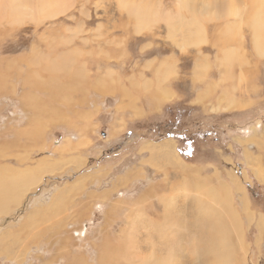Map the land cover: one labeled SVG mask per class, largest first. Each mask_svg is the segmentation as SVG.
Masks as SVG:
<instances>
[{
  "label": "rangeland",
  "instance_id": "1",
  "mask_svg": "<svg viewBox=\"0 0 264 264\" xmlns=\"http://www.w3.org/2000/svg\"><path fill=\"white\" fill-rule=\"evenodd\" d=\"M183 1L0 0L3 69L4 59L33 47L90 50L91 69L99 49L123 47L128 76L149 58L174 53L182 77L172 84L183 95L134 118L115 110L120 94L109 93L97 113L95 105L72 112L65 104V120L45 110L33 129L17 96L0 95V264H264V200L257 205L250 194L264 187V0ZM207 81L263 99L204 112L190 87ZM168 105L171 118L182 111V122L198 126L226 129L223 114L236 118L187 162L176 139L170 153L161 141L170 137L145 129ZM117 119L126 122L120 131ZM218 245L220 263L211 258Z\"/></svg>",
  "mask_w": 264,
  "mask_h": 264
},
{
  "label": "crops",
  "instance_id": "2",
  "mask_svg": "<svg viewBox=\"0 0 264 264\" xmlns=\"http://www.w3.org/2000/svg\"><path fill=\"white\" fill-rule=\"evenodd\" d=\"M77 51L82 55H76L69 50L43 51L38 47L35 50L33 47L29 52L4 59L6 69L1 67L3 63L1 61L0 95L7 92L10 96H17L25 108L26 127L33 129L35 127L33 122L41 114H45V110L47 113H56L58 118L59 112H64L60 107L65 104L73 105L72 112L77 111V105L90 104L99 107L101 100L109 93L119 92L120 108L114 109L122 115L129 112L135 116L134 118L158 114L165 103L183 96L182 92L172 84L174 80H181L182 77L180 58L174 53L155 55L146 60L144 65L136 67L137 71L132 72V76H128L121 68L125 64L128 68L123 47L115 52L99 49L101 59H98L95 69H91L88 65V61L94 57L92 52L82 49ZM77 59H80L83 64L78 63ZM11 70H15L16 73L10 77ZM93 70L97 72L95 75H92ZM194 73L195 71L192 70L191 74L194 75ZM124 76L128 81L124 79ZM18 82L23 86L22 90L17 89ZM72 90L77 93V96L71 95ZM237 93V88L221 86L215 81H207L203 85L195 83L190 87L191 102L200 106L204 112L216 108V103L225 107L221 111H232L250 107L263 99L258 96L240 98ZM124 101L130 102L131 108H121ZM37 107L39 108L35 109ZM99 110L100 107L95 112ZM65 118L60 116L59 121ZM115 122H118L119 131L126 123L122 119H117ZM38 126L42 131L45 130L43 124L40 123ZM78 135L84 137L81 131H78ZM169 140L173 139L167 138L161 141L171 153L172 142ZM173 144L175 152V142ZM154 147L161 148L157 142L154 143Z\"/></svg>",
  "mask_w": 264,
  "mask_h": 264
},
{
  "label": "trees",
  "instance_id": "3",
  "mask_svg": "<svg viewBox=\"0 0 264 264\" xmlns=\"http://www.w3.org/2000/svg\"><path fill=\"white\" fill-rule=\"evenodd\" d=\"M174 109L175 107L172 105L166 106L163 115L159 117L154 116L152 120L145 125V129L155 133V135H152L157 139L166 137L176 139L178 142L177 150L187 162L196 159L199 147L207 143L209 139L219 141L220 133L222 137L226 133V129H231V118H236L235 114H223L227 115L226 129L212 126H198L197 123H192L191 119H185V121L182 122V111L175 119L171 118L170 113H172ZM174 115L176 114H173V116ZM240 120L242 121L243 119ZM250 194L253 202L258 205L259 200H264V187L256 186L254 189L250 190Z\"/></svg>",
  "mask_w": 264,
  "mask_h": 264
},
{
  "label": "bare ground",
  "instance_id": "4",
  "mask_svg": "<svg viewBox=\"0 0 264 264\" xmlns=\"http://www.w3.org/2000/svg\"><path fill=\"white\" fill-rule=\"evenodd\" d=\"M181 4H183V0H178ZM142 2V1H141ZM135 4H136V7H134V8H132V10L134 11L135 9H140V6L141 5H138L139 4V2L138 1H135ZM148 4V3H147ZM25 7V6H24ZM148 8H146V6L145 5H143L142 7H141V10L143 11L144 10V12L147 10ZM231 9V8H230ZM237 9V8H236ZM135 12V11H134ZM151 12V11H150ZM139 13V12H138ZM147 13V12H146ZM144 14V13H143ZM155 14V13H154ZM157 14V13H156ZM140 16V15H139ZM147 16H149V15H147ZM146 17V16H145ZM137 18V17H136ZM147 18V17H146ZM138 19V18H137ZM148 19V18H147ZM146 19V20H147ZM17 20V19H16ZM141 20H143V19H141ZM259 32V31H258ZM224 50V49H223ZM230 51V50H229ZM228 51V52H229ZM226 52V51H225ZM230 53V52H229ZM225 54V53H224ZM227 54V53H226ZM226 54H225V56H226ZM229 55V54H228ZM227 55V56H228ZM224 58V57H223ZM230 58H231V56H230ZM226 59V58H225ZM35 62V61H34ZM225 62H227V64H228V61H227V59H226V61ZM229 62H230V59H229ZM222 63H223V61H222ZM10 64V63H9ZM219 64V63H218ZM226 64V65H227ZM68 66V65H67ZM12 67V66H11ZM71 68V67H70ZM61 70H62V68H61ZM37 74V73H36ZM35 74V75H36ZM73 76V75H72ZM37 78V77H36ZM50 79V78H49ZM60 79V78H59ZM55 80V79H54ZM50 81V80H49ZM52 81V80H51ZM46 82V81H45ZM50 84V83H49ZM47 85V84H46ZM51 85V84H50ZM49 89H51V88H49ZM56 92V91H55ZM48 96V95H47ZM56 98V97H55ZM226 98V97H225ZM230 98V97H229ZM229 98H227V99H229ZM233 98V97H232ZM231 98V99H232ZM60 101V100H59ZM61 102V101H60ZM233 103H234V101H233ZM232 103V104H233ZM235 105V104H234ZM62 110V109H61ZM26 173H27V171H26ZM16 174V173H15ZM33 175V174H32ZM9 176V175H8ZM13 180V179H12ZM16 180V179H15ZM35 180H36V178H35ZM8 183V182H7ZM18 183V182H17ZM8 185V184H7ZM1 187V186H0ZM9 187V186H8ZM12 187H13V185H12ZM11 187V188H12ZM80 188V187H79ZM4 189V188H3ZM1 191V190H0ZM3 193V192H2ZM213 194V193H212ZM6 195V194H5ZM21 195V194H20ZM2 196V195H1ZM0 196V197H1ZM213 196V195H212ZM212 218H213V220H214V218H215V216H212ZM218 248H215V250L213 251V253H212V256H211V258L213 259V261H217L218 263H220L221 261H222V259H223V256H222V253H221V249L223 248V246L222 245H218L217 246Z\"/></svg>",
  "mask_w": 264,
  "mask_h": 264
},
{
  "label": "built area",
  "instance_id": "5",
  "mask_svg": "<svg viewBox=\"0 0 264 264\" xmlns=\"http://www.w3.org/2000/svg\"><path fill=\"white\" fill-rule=\"evenodd\" d=\"M78 236H85V231H81L77 233Z\"/></svg>",
  "mask_w": 264,
  "mask_h": 264
}]
</instances>
